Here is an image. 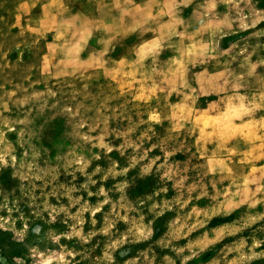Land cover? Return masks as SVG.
Returning a JSON list of instances; mask_svg holds the SVG:
<instances>
[{
    "label": "rangeland",
    "instance_id": "obj_1",
    "mask_svg": "<svg viewBox=\"0 0 264 264\" xmlns=\"http://www.w3.org/2000/svg\"><path fill=\"white\" fill-rule=\"evenodd\" d=\"M242 8V2L240 8H232L229 0L216 5L218 13L229 17ZM207 22L196 0L193 4L181 0H0V134L15 149L17 161L0 166V203L7 202L10 208L15 203L11 218L7 209L0 210L8 221L0 228V264H16L14 257L34 264L37 257L31 249L45 243L42 252H59L47 234L70 231L81 208L87 209L82 212L83 230H97L101 249L108 238L99 230L110 223L116 224L112 238L131 227L139 215L151 225V243L138 242L142 247L125 243L111 252L113 264H139L138 257L152 264H264L260 255L264 253V127L257 122L264 116V107H255L261 103L258 89L251 92L249 102L243 99L249 95L244 91L239 102L231 94L225 98L226 81L240 73L235 61L226 68L218 66L208 55L207 40L193 39ZM181 41L192 49L199 47V55L193 51L186 63ZM197 60L203 64H196ZM137 61L165 74L172 115L191 118L198 132L178 145L179 151L168 157L163 169L157 171L154 166L143 176L137 166L126 175L103 179L111 161L117 162L118 170L127 166L124 159L115 149L106 152L92 143L82 144L75 149L78 155L95 154L99 159H92L81 172L78 164L70 163V150L79 138L69 135L73 122L62 109L75 103L73 95L85 104L91 103L85 96H106L116 79L136 75L132 66ZM257 73V79L264 77V69L258 68ZM189 87L201 93L195 104L178 103ZM112 108L120 111L115 103ZM128 115L106 116L108 127L123 131ZM87 127L81 129L84 134ZM22 134L27 141L23 147ZM107 139L116 147L123 143V137ZM235 141L244 147L234 146ZM25 150L28 157L23 160ZM152 154L161 155L160 149L153 148ZM22 160L32 166L28 179L15 174ZM96 167L102 171L92 175ZM169 169L174 172L172 178H162ZM21 171L28 173L27 167ZM125 180L127 186L120 189ZM106 198L109 203L95 211ZM45 202L67 212H58L51 223ZM153 204L159 207L153 209ZM125 215L128 220L118 218ZM256 217L261 219L253 223ZM12 220L16 231L9 226ZM184 223L187 227L180 229ZM25 224L21 240L16 232ZM59 244L81 251L76 237L64 236Z\"/></svg>",
    "mask_w": 264,
    "mask_h": 264
},
{
    "label": "clouds",
    "instance_id": "obj_2",
    "mask_svg": "<svg viewBox=\"0 0 264 264\" xmlns=\"http://www.w3.org/2000/svg\"><path fill=\"white\" fill-rule=\"evenodd\" d=\"M181 2L193 4V0H181ZM224 2L225 0H196V7L202 15L208 17V22L197 29L196 36L193 39L207 40L208 55L216 61L218 66L226 68L233 61L236 62L240 74L233 75L231 80L226 81L225 98L228 94H231L233 100L239 102L241 99L240 93L244 91L249 95L244 96L243 99L245 102H249L251 92L258 89L257 98L261 100V103L255 105V107H264V77L257 79L259 76L257 69H264V0H229L232 8H240V3L243 4V8L238 13L233 12L230 17L216 11V5ZM16 24H20L19 16L16 18ZM134 30L133 28L129 31ZM22 31H27V29H22ZM253 41H255V46ZM181 45L180 51L183 53L186 63L188 62L187 58L192 55L193 51L199 55V47L192 49L189 45H184L183 41H181ZM254 57L255 59H253ZM196 64H203V60H197ZM196 64H193V67H196ZM132 69L136 75L116 79L115 83L111 84L110 91L106 96L101 95L95 98L85 96V99H91V103L85 104L83 100H76V96L73 95L72 100L75 103L62 109L65 114L71 117L73 122L72 131L69 135L79 138L70 150L69 154L73 158L70 163L78 164L81 172H84L92 159H99V156L95 154L88 158L78 155L75 149L82 144L92 143L106 152H113L115 149L119 152L120 157L124 159L127 166L118 170L117 162L111 161V167L105 172L103 179H107L109 175H126L130 169H136L137 166L140 168L139 175L143 176L151 172L154 166L157 171L163 169L168 157L179 151L178 145L183 146L184 140L198 132V126L192 123L191 118L181 120L172 115L174 105L168 99L171 89L168 87L167 80L162 78L165 74L160 73L152 65L145 66L139 61L132 66ZM66 75L71 76L72 73L68 72ZM229 75H232V73L230 72ZM121 80L125 81L123 85H121ZM129 84L132 86L129 87ZM142 88L143 91H141ZM85 92L86 90H81L82 94ZM157 93H162V95H157ZM49 94L55 95L54 92H49ZM200 95L198 88L189 87L188 92L181 93L178 103L194 105ZM152 101H155V103L153 104ZM113 103L120 108L119 112L112 108ZM218 103H223V100L218 101ZM89 112H92V116L88 115ZM124 113L129 114L127 117L129 119L128 126L123 131L117 129L113 132L108 127L106 116L112 117ZM195 114L197 113L194 112ZM131 115H135L137 118L132 120ZM257 122L261 127H264V116H259ZM16 123H24V121H16ZM85 125L88 126L87 134L81 131L85 128ZM142 125L143 127H141ZM93 133H96V135H93ZM109 136L123 137V143L116 147L107 139ZM133 136H135V139H133ZM25 144H27V141L23 140L22 134L20 146L23 147ZM234 146L244 147L238 141L234 142ZM29 147L31 146L29 145ZM153 148H159L161 155L152 154L150 156L149 154L153 152ZM128 149H131V152H127ZM14 152L15 149L12 145L0 134V166H7L9 163L15 165L17 161ZM126 152L127 156L125 155ZM161 156H163V160ZM27 157L28 151L25 150L23 160H26ZM23 160L20 162V168L17 169L15 174L20 175L22 179H28V174L32 172V166L30 164L26 165ZM25 167H27L28 173L21 171ZM101 171L100 167H96L92 175ZM173 174V170L169 169L163 172L162 178L171 179ZM35 178L39 179L40 177L36 176ZM89 182L96 183L95 180L91 179V176H89ZM128 182L125 180V183L120 184V189L127 186ZM160 191H166V189L161 188ZM100 193L107 197V193L104 192L103 188L100 189ZM89 194L91 195V193ZM121 199L123 200L124 197L121 196ZM107 203H109V200L106 198L97 205L95 211H99ZM140 203H143V201H140ZM157 207L159 205H152L153 209ZM2 209H7L9 218H11V213L15 211V203L13 202L11 208L7 202L0 203V210ZM48 209H50L51 223H55L58 212H67L66 208H54L45 202L44 210ZM85 210L87 209L81 208L80 213L73 217L76 223L70 226V231L60 232L59 234L51 231L47 234L51 242L59 247V252H42L41 248H47V243L31 249V255L37 257L34 264H81V261H83V264H101V262L103 264H113L111 252L125 243H134L137 247L143 246L138 243L140 241L151 243L149 240L152 235L151 225L145 224L144 216L139 215L136 220L131 221L132 226L126 227L124 232H119L116 238H112L115 235L112 230L116 228L114 222L99 230L104 237L108 238L106 243L103 242V248L101 249V239L97 230H91L87 233L83 230L82 212ZM132 210L131 205H129L128 211ZM118 218L121 220L129 219L127 215L118 216ZM256 219H261V217L253 218L252 222L254 223ZM0 221H3V223H0V228L8 224L3 216H0ZM91 223L94 226L96 224L95 219ZM9 226L13 231H16L15 220H12ZM185 227H187L186 223L179 225L180 229ZM192 227H195V225ZM26 230L27 224H25L24 229L16 232L17 237L23 240ZM191 230L192 228L188 229V231ZM64 236L78 238L81 251L77 252L75 249H69L66 245H60L59 241ZM93 237L97 238L96 241L93 240ZM173 238L177 237L174 236ZM129 248L133 249L132 247ZM101 250L103 255H98L97 253ZM178 251L182 252L183 249L181 248ZM61 252L63 255L60 254ZM260 255H264V253H260ZM76 256H80L81 259L76 260ZM248 258L251 259V257ZM14 259L16 264H24L20 258L14 257ZM137 260L139 264H152V261L146 257H138ZM132 264H137V261H132Z\"/></svg>",
    "mask_w": 264,
    "mask_h": 264
}]
</instances>
